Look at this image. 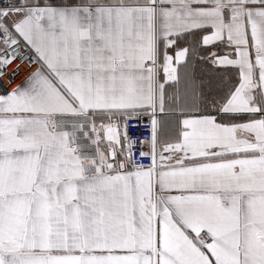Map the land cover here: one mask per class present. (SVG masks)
Instances as JSON below:
<instances>
[{
	"label": "snow or ice",
	"instance_id": "snow-or-ice-1",
	"mask_svg": "<svg viewBox=\"0 0 264 264\" xmlns=\"http://www.w3.org/2000/svg\"><path fill=\"white\" fill-rule=\"evenodd\" d=\"M0 264H264V0H0Z\"/></svg>",
	"mask_w": 264,
	"mask_h": 264
}]
</instances>
